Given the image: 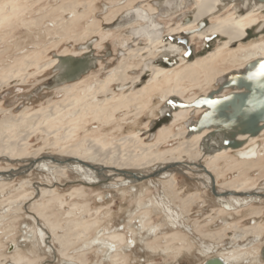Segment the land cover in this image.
<instances>
[{"label": "bare ground", "instance_id": "6f19581e", "mask_svg": "<svg viewBox=\"0 0 264 264\" xmlns=\"http://www.w3.org/2000/svg\"><path fill=\"white\" fill-rule=\"evenodd\" d=\"M187 1L191 2L193 0ZM70 2H63L54 9L62 13L70 12L71 15L66 19V25L72 27L85 15L87 5L84 4L83 11L76 12ZM262 2H257L256 0H194V2L191 3L192 5L190 4L188 9H186V12L188 11L190 13L186 15L182 23H178L176 26H168L165 32H163L161 31L163 25L158 27L159 23L156 21L158 24L155 23L151 25L150 31L152 30V32L146 29L148 32L144 35V45L123 49L125 50V54L117 65L107 70V75L104 78L92 76L93 78L91 79V76L87 75L85 77H79L72 82L55 85V92L61 94L59 99L53 100L50 98L46 104H41L37 108H25L18 114L11 115V113H9L8 116L4 117L0 123L3 128L8 127V130L12 131V133H15L16 129H20L21 132L19 133V138L16 139L14 136L0 131V157L11 160L21 159L25 155L27 157L37 158L31 161L32 165L27 166V171L28 168L31 169L39 161L45 159L51 160L50 157L56 158V160L51 161L59 162L55 156L46 155L43 156L44 158H42V156L38 158L43 148L61 150L62 155L70 157L77 163L80 161L89 165L91 164L89 159L94 160L92 165L98 166L89 167L93 170L91 172L97 171L94 175H89L91 180H95L96 177L99 176L100 172L98 167L124 170L127 169V167L143 169L153 166L152 169L154 168L153 170H156L158 169L156 165H163L159 168L169 167L161 172V174L164 172L163 175H165V172L172 174L176 171L184 174L191 173L192 171L196 174L199 173L198 176L206 178L205 183L210 186V189H212L213 184V187H215L217 178L221 176L224 177L226 171H235L236 174L234 178L222 184L217 183V187L221 190L220 192L215 187L218 195H214L217 196L216 198L222 206L216 210L215 214L217 219L221 218L220 221H224V227L215 231H203L201 227L206 226L211 220H208L202 225H199L197 221H195L194 224L195 230L209 241L213 240L220 243L229 239L231 242L230 247L232 248L220 249L218 250L219 256H214L207 260H214L212 264H241L240 260L242 259V255L246 253L250 254V252L248 250L249 248L239 247V243L245 241L248 237L260 238L264 232V224L255 219L259 218L260 211L253 212L252 216L250 215L252 223L245 226H241L240 221H227L226 219L232 218V213L229 212L231 209L234 210V215L238 214L237 208L240 207V203L245 200V198L252 200V198L259 199L258 196L260 195L263 196L260 192L264 191V186H258V184H256L257 182H252L251 172L256 168L264 170V156L261 153L262 150H257V143L258 140L262 138L261 136H264V129L255 136L249 134L239 136V139L244 141V144L239 148H219L207 152L202 146L216 144V142H210V139L205 141V136L211 132V129H204L193 134H189L188 129L189 124L192 123L191 119L195 120L198 118L193 117L194 113L195 115L200 112L202 113L200 110L204 111V108L188 105L185 108L172 109V118L170 121L159 126L153 135L148 133L151 120L142 132H133L129 136H124L116 140H102L101 137L91 138L88 136L80 139L79 132L90 130L86 127L90 123H98L104 127L114 125L120 113H123V120L130 112L139 116L146 108L151 96L155 92L163 96L164 103L165 100L173 98L175 103L184 102L192 104L198 96L207 95L208 92L216 89L226 74L243 69L248 62L255 58L264 57V45L256 46L254 50H244L237 55L246 45L243 40L246 38L249 28H253L257 37H259V35H264V4ZM147 9L149 11L153 10L149 5H147ZM172 9L170 11H172ZM32 11L34 10L30 7L27 12L26 4H21L17 2V0L0 1V27L10 28L12 23V25H14L15 19L19 20L20 17L18 18V16H21V14L25 12L30 13V15L32 13L34 14ZM143 11L145 12V10ZM138 14L140 13L134 11V19H136ZM45 16L46 15L41 17L45 18ZM163 17H165V15ZM113 20L112 18L106 23L111 24ZM137 21L135 22L134 20L133 25L138 26L139 23ZM21 23L23 24L24 22ZM24 24L27 25L26 23ZM147 25L149 26V24ZM98 28L96 26L94 28L95 31H98ZM65 30L68 29H64V31ZM3 36L0 38H3ZM104 38L105 36L101 39ZM186 39L187 44L183 43ZM251 39L254 38L248 40ZM137 41H139V39H137ZM101 42L103 41L101 40L98 44ZM98 44H96L95 48L98 47ZM186 45L192 48L190 52V54L193 53L192 58L186 56ZM206 45L208 46L207 49H205L203 53H200V50L205 48ZM87 46L88 47L83 51L71 53L67 52V50H62L63 52L58 53L54 58L44 64L38 63L40 58L35 57L29 61L30 63L27 61L23 62V66H18L19 68H17V71L19 75L22 71H25L24 79L35 73L41 74V72H45L53 68V66L57 67L59 64L58 56H80L83 53L94 52V49L90 48L92 46V41H89ZM195 46H198V48H195ZM163 47L167 50L165 52L166 54H162L163 51L161 49ZM138 57H140V61L132 64V59ZM173 59H176V61L170 63ZM146 62L151 63L144 68L143 64ZM161 62H167L169 64L163 65ZM32 64L36 65L35 73L26 72L28 66ZM141 65H143L144 68L143 72L140 71L135 78L128 81L133 84L138 82L137 85L133 87L135 89H131L128 92L122 91L120 93H116L112 89V85L115 83L127 84V70L134 68L138 69ZM142 76L147 77V79H143ZM8 79L12 82L16 81L18 78L15 77L14 72H11ZM200 79L207 85L217 80L216 87L207 91V94L203 93L197 95L194 93L187 98L183 97V94L187 91L200 87ZM184 82H191V84L188 86L185 85ZM222 92V94H226L225 92H230V89H224ZM163 106L164 104L159 109L158 116L153 119L160 117V113L165 110ZM162 107L164 109H162ZM177 124L181 126V129L174 132L172 126ZM93 128L98 129L99 125H94ZM33 133H39L44 144L33 152H28L27 147L29 142L27 140ZM141 133H143L144 138H140V136H142ZM185 135L186 137L193 136L191 138H185ZM169 138L180 139V142L171 148L162 150L163 148L161 147L163 143L168 141ZM141 139H144V141ZM145 139H147L148 142L145 141ZM133 140L141 142L136 145L138 151L131 150L127 156L124 155L121 147ZM262 147L264 146L262 145ZM233 150H237V156H239L240 159L231 153ZM183 156L190 158L192 161L190 163H183ZM65 160L68 162L70 161L69 159ZM224 160L228 161V163H226L223 168H220L218 165ZM201 167L210 178L212 177L211 181H209ZM1 171L3 170L0 169V172ZM54 173L65 176V172L60 169H56ZM113 173L114 172H109L105 174L101 182L112 179L114 176ZM6 174H13V172H2L0 176ZM120 179H126L124 180L125 182L127 180L129 182L135 181L131 179V176L127 175L125 177L118 176V180ZM2 184L3 183L0 182V191L3 189ZM167 184L171 187L173 185V179L170 178L167 180ZM22 186L23 183L19 188ZM77 190V188L73 189L67 194L76 197L75 194L78 192ZM36 191L40 198L30 204L29 212L35 219L41 220L44 223L45 227L41 228L42 231H40L42 236L45 238V235H47V239L52 237L54 238V242L60 244V256L67 264H86L84 257L94 249L103 252L105 254V260L109 262L106 263L103 261L102 263L99 262L100 264L121 263L124 261V258L120 255L121 250H123V248H131L134 243L136 244V242H129L125 232L115 231L114 229L100 232L98 229V222L94 215L91 218H67L65 221V228H67L68 231L66 230L63 233H59L63 225L58 219L53 218V216L48 213L47 209H50L49 206L52 203H58L61 206L64 205L63 195L57 192L56 185L49 183L38 184V186H36ZM225 192L229 193L227 195H222ZM172 193L175 199L177 197L176 193ZM34 198V195L31 194L24 195L23 203ZM198 198L199 196L197 193L192 192L186 200L181 199V211L185 215L188 214L190 210L188 206L194 204ZM231 202L233 203L231 204ZM10 203H13V200ZM75 208L76 206L73 205L70 209L72 210ZM97 211L98 210L95 211L96 214ZM170 212L171 214H168L167 217L171 219L170 226L172 230L163 237L166 244L165 247L167 249H173L175 247L172 246L173 244H180V248L191 251L195 245H192L191 239L179 230V223L176 222L179 215H172L174 213L171 208ZM87 214H92V212L87 210ZM148 229L150 234H156L154 228L149 226ZM161 229L162 228L159 226L156 230L160 231ZM92 230L95 231V235L91 240L87 241L89 233ZM229 230H233V234H229ZM37 235H39V233H37ZM73 236L75 237L74 241L71 240ZM95 244H100V246L95 247ZM146 244L147 247L151 248L148 241H146ZM48 245L54 249L49 242ZM76 246H79L78 250H76L77 253H68L69 248ZM89 247L90 249H88ZM80 248L87 250L81 251ZM108 250L109 252L107 255L106 252ZM21 251L22 250L17 247L12 248L7 255V259L9 260L8 264H31L29 257ZM2 258L0 256V260ZM205 262L203 264H205ZM254 264H264V261L261 262L257 259Z\"/></svg>", "mask_w": 264, "mask_h": 264}, {"label": "rangeland", "instance_id": "374dc122", "mask_svg": "<svg viewBox=\"0 0 264 264\" xmlns=\"http://www.w3.org/2000/svg\"><path fill=\"white\" fill-rule=\"evenodd\" d=\"M67 1H71L70 3H72L76 12L83 11L84 4L87 5L85 15L72 27L66 25V19L70 17L71 13H62L54 9L63 2L68 3ZM180 1V3L170 7L169 4L172 3V0H17V2L21 4H26L27 12L31 7L34 10L32 11L34 14L32 13L30 15V13L25 12L21 14V16H18V18L20 17L19 20L15 19L14 25H12V23L10 28L0 27V37L4 35L3 38H0V123L9 113L15 115L25 108L34 109L41 104H46L50 98L57 100L61 97V94L55 92V86L53 88L52 86H48L49 81L57 72L56 66L40 74L34 72L36 65H29L26 72H34L35 74L29 75V77H27L28 79H24L25 71H22L20 75L17 71V68H19L18 66H23V62H29L31 59L38 57L40 58L38 63L44 64L64 50L70 53L83 51L88 47L87 43L92 41V47L94 49L92 56L97 58V62L90 71L86 72L81 77L89 75L91 79L93 78L92 76L104 78L107 75V70L117 65L125 54V50L123 49L144 45V35L148 32L147 30L152 32V30L150 31L151 25L158 22V27L163 25L161 31L165 32L168 26H176L178 23H182L185 20L186 15L190 13L188 11L186 12V9H188L189 5L194 2V0L191 2L187 0ZM147 5L152 7L153 10L149 11ZM171 9L172 11H170ZM143 10H145V12ZM134 11L140 13L137 15L136 19L133 17ZM152 13L156 14L155 17H152ZM43 14L46 15L45 18H43ZM164 15L165 17H163ZM112 18L114 19L113 22L107 24L106 22ZM134 20L139 23L138 26L133 25ZM147 24H149V26ZM96 26L97 28L99 27L98 31L94 29ZM64 29L68 30H65V32ZM101 36H105V38L101 39ZM137 39H139V41H137ZM101 40L103 42L98 44ZM96 44H98L97 48H95ZM245 44V47L241 49L242 51H239L237 55L244 50H254L256 49L254 47L264 45V35H259L257 38L248 40ZM195 48H198V46H195ZM161 50L163 51L162 54H166L165 52L167 50L165 47ZM138 61H140V57L132 59L131 62L134 64ZM150 63L151 62L144 63V68L149 66ZM143 65L138 69H128L126 72V82L135 78L140 71L143 72ZM11 72H14L15 77L18 78L16 81L11 82L10 79H8ZM143 79L146 80L147 77H143ZM199 82H201L200 87L187 91L183 94V97L187 98L194 93L197 95L203 93L207 94V91L216 87L217 80L208 85L205 84L202 79H200ZM137 83H115L112 85V89L116 93L122 91L128 92L131 89H135L133 87H135ZM184 83L188 86L191 84V82ZM163 104V96L155 92L151 96L148 105L139 116L130 112L123 120V113H120L117 116V121H115L116 124L106 127L98 123H90V126H86L90 130L79 132V138L81 139L88 136L91 138L101 137L102 140H116L124 136H129L133 132H142L148 126L149 121L158 116L159 109ZM200 111L203 112V110ZM199 114H201V112ZM199 114L195 115L194 113L193 117L197 118ZM94 125H99V128L94 129ZM8 129V127L3 128L0 124L1 132L10 134L16 139L19 138L20 129H16L15 133L13 132L14 134ZM180 129L181 126L179 124L172 126L174 132ZM141 135L140 138H144L143 133H141ZM192 136L186 137L185 135V138H191ZM261 137L262 138L258 140L257 143V150L261 149V153L264 156V147H262V145L264 146V136ZM147 139H145V141L148 142L149 139ZM27 141L29 142L27 147L28 152H33L44 144L39 133L31 134ZM142 141H144V139ZM178 142H180V139L169 138L168 141L163 143L161 148H163L162 150L171 148ZM139 143L141 142L136 140L130 141L125 146L121 147V150L124 155L127 156L131 150L138 151L136 145ZM45 149L46 148H43L39 153L38 158L40 156L49 155L57 157L58 160L69 159L70 161L53 162L45 159L37 162L31 169L28 168L26 171L27 166L32 165L31 161L37 158L27 157L26 155L16 160L0 157V169L3 170L0 174L2 172H13V174L10 175L0 176V182L3 183V189L0 191V256L3 258L0 260V263L8 264L9 260L7 259V255L12 248L17 247L29 257L31 264H67L60 256V244L54 242V238L52 237L47 239V235H45V238L42 236L40 231H42L41 228L45 227L44 223L41 220L35 219L29 212L30 204L40 198L36 191V186L40 183L56 185L57 192L63 195L64 205L61 206L58 203H52L49 206L50 209H47L48 213L51 214L53 218L58 219L63 225L59 233H63L67 230V228H65V221L67 218H91L93 215L98 222L99 230L111 231L114 229L115 231H121L119 229H122V232L128 231L127 236L130 239H135L134 242H136V245L129 248V250L123 248L120 255L124 258V261L117 264H203L208 258L218 256V250L225 247L228 249V247H230L229 239L224 241V244L221 246V244H217L213 240L208 241L203 236L194 232L195 225L193 222L195 221H197L199 225L204 224L209 219L214 221L213 223H208L206 226L201 227L203 231H211L224 227L221 226V218L217 219L215 214L216 210L222 206L220 202L217 201V196H215L206 185L205 177L198 176L199 173L196 174L192 171L191 173L184 174L176 171L172 174L165 172V175H163V172L157 177L142 181L129 182L127 180L125 182L124 180L128 178L118 180V176H126L123 171L146 174L153 171V166L143 169L127 167V169L124 170L98 167L100 172L99 176L96 177L95 180H91L89 175L92 176L97 171L91 172L93 170L89 167L98 166L92 165L94 160L89 159L91 163L89 165L80 161L77 163L70 157L62 155L61 150ZM231 153L240 159V157L237 156V151H231ZM182 160L183 163H190L192 161L186 156H183ZM226 163H228V161L224 160L220 162L218 166L223 168ZM161 166L156 165L158 168ZM56 169L64 171L65 176L54 173ZM109 172H114L113 178L106 182H101L104 179V175ZM235 174V171H226L224 177L221 176L217 178V182L224 183L225 181L231 180L234 178ZM251 177L252 182H257L256 184H258V186H264V170L256 168L251 172ZM170 178L173 179V185L171 187L167 184V180ZM22 183L23 186L19 188ZM76 188L78 189V192L75 194L76 197L67 194ZM172 192L176 193L177 197L175 199L173 198ZM192 192H196L199 198L194 204L188 206L190 210L188 214L185 215L181 211V199L186 200ZM260 193H262L263 196H258L259 199L252 198V200H248L249 198H245V200L240 203V207L237 206L239 215H233L234 217L232 220L228 219V221H241V226L249 225L252 223V218L250 217L253 212L260 211L259 218L255 219L264 224V191ZM30 194L34 195L35 198L23 203L24 195ZM12 200L13 203H10ZM232 203L233 202H231V204ZM73 205H75L76 208L71 210L70 208ZM170 208L173 209L174 214L172 215L178 214V219L181 224L184 223L183 226H178L179 230L187 233L191 238L192 245H195L191 251L180 248V244H173L172 246H175L173 249H167L165 247L166 244L163 237L172 230V227L169 226L171 219L167 217L168 214H171ZM87 210L92 212V214L88 215ZM96 210H98L97 214L95 213ZM162 224L165 228L157 231V227H161ZM149 226L155 229L156 234L149 233ZM187 228L190 229L187 230ZM35 230L39 235H37ZM189 231L191 232L189 233ZM94 232L95 231L92 230L89 233L87 241L91 240L95 235ZM71 240L74 241L75 237H71ZM146 241L150 243L149 245H151V248L146 246ZM48 242L54 249L48 245ZM211 244H213L214 247L210 246ZM98 246H100V244H95V247ZM218 246L223 248L217 249ZM239 247L249 248L248 250L250 252V254L246 253L242 255V259L240 260L241 264H254L257 259L263 262L264 232L260 238L248 237L245 241L239 243ZM78 248L79 246L69 248L68 253L75 254ZM88 249H90V247ZM80 250L87 249L80 248ZM108 252L109 250L106 252L107 255ZM84 259L86 260V264H98L103 261L109 263L105 260V254L97 249L90 251Z\"/></svg>", "mask_w": 264, "mask_h": 264}, {"label": "water", "instance_id": "95a60500", "mask_svg": "<svg viewBox=\"0 0 264 264\" xmlns=\"http://www.w3.org/2000/svg\"><path fill=\"white\" fill-rule=\"evenodd\" d=\"M256 1H263L262 3L264 4V0ZM180 2V0H172L169 5L171 7ZM155 15L153 14L152 17H155ZM255 37H257V34L254 33L253 28H249L243 42ZM183 43L187 44V39ZM207 47L206 45L205 48H202L200 53H203ZM90 48L93 47L91 46ZM186 48V56L192 58L193 53L190 54L192 51L191 46L186 45ZM58 58L57 72L48 83L50 87L77 80L90 71L97 62V58L92 56V51L83 53L80 56L67 55L58 56ZM174 61L176 59H173L170 63ZM161 64L168 65L169 63L161 62ZM262 66H264V57L255 58L248 62L243 69L226 74L216 89L211 90L207 95L198 96L192 104L184 102H176V104L173 98L165 100L164 113L161 112L160 117L157 119H151L148 133L153 135L159 126L168 123L172 118V109L185 108L190 105L204 108V111L197 119H191L192 123L188 126L189 134L197 133L204 129H211V132L205 136V141L210 139V142H216L215 145L202 146L205 151L211 152L219 148L230 147L236 149L241 147L244 141L240 140L239 136L245 134L255 136L264 129V71H262ZM224 89H230V92L222 94ZM163 107L162 109H164ZM42 158L44 157L42 156ZM50 159L56 160V158L51 157ZM59 162H65V159L59 160ZM167 168L169 167L158 168L146 174L141 172H123L127 176H131V179L135 181H142L158 176ZM213 185L211 190L213 194L218 195ZM228 193L225 192L222 195H227ZM212 262L214 260H207L205 264H212Z\"/></svg>", "mask_w": 264, "mask_h": 264}, {"label": "flooded vegetation", "instance_id": "af4514ba", "mask_svg": "<svg viewBox=\"0 0 264 264\" xmlns=\"http://www.w3.org/2000/svg\"><path fill=\"white\" fill-rule=\"evenodd\" d=\"M233 151H237V150H233ZM202 168V167H201ZM202 170H203V168H202ZM204 171V170H203ZM204 173H205V171H204ZM203 173V174H204ZM206 174V173H205ZM207 175V174H206ZM207 177H208V179H209V181H211V178H210V176L209 175H207ZM214 178V177H213ZM206 179V178H205ZM214 182H215V179H214ZM217 179H216V182H215V187L219 190V188L217 187ZM223 182H221L220 184H222ZM126 184H128V183H126ZM219 184V183H218ZM208 186V185H207ZM209 188H210V186H208ZM221 190H219V192H220ZM218 201V200H217ZM219 202V201H218ZM221 204V203H220ZM232 207H234V206H232ZM172 209V208H171ZM229 212H232V214H231V216H232V218L234 217L233 215V212H234V210L233 209H231ZM237 215H239V213L237 214ZM207 216V215H206ZM236 216V215H235ZM232 218H230L231 220H232ZM228 219L229 218H227L226 220L228 221ZM210 220V219H209ZM176 222L177 223H180L179 225L180 226H183V224H181V222H179V219L178 220H176ZM214 221H211V222H208V223H213ZM220 222H222V225L221 226H223L224 225V221H220ZM171 223V222H170ZM170 223H169V226H170ZM195 222H193V224H194ZM240 223H241V221H240ZM195 225V224H194ZM200 225H202V224H200ZM161 228H164V225L162 224L161 225ZM190 228H187V230H189ZM119 230H121V229H119ZM217 230V229H216ZM100 232L102 231V230H99ZM122 231V230H121ZM181 231V230H180ZM207 231V230H206ZM210 231V230H209ZM211 231H215V230H211ZM230 231H231V234H233V232L234 231H232V230H229V234H230ZM181 232H183V231H181ZM191 231H189V233H190ZM194 232L197 234L198 232L194 229ZM127 233H128V231H126L125 232V235H126V237H127V239L129 240V242H134V240L135 239H130L128 236H127ZM184 233V232H183ZM184 234H186V236H188L189 238H190V236L187 234V233H184ZM199 234V233H198ZM200 236H201V234H199ZM191 239V238H190ZM207 240V239H206ZM209 241V240H208ZM230 241V240H229ZM214 242H216L217 244H221V246L224 244V242H217V241H214ZM230 243V245H231V242H229ZM134 245H136L135 243L133 244V247H134ZM210 246H212V247H214V245L213 244H211ZM221 246H218L217 247V249H219V248H223V247H221ZM209 247V246H208ZM132 248V247H131ZM228 248H230V247H228ZM127 250H129V248H126ZM223 249H227L226 247L225 248H223ZM219 252V251H218ZM219 256V255H218ZM211 258V257H210ZM209 259V258H208ZM206 261V260H205ZM204 261V262H205ZM203 262V263H204Z\"/></svg>", "mask_w": 264, "mask_h": 264}, {"label": "snow or ice", "instance_id": "6c2138e0", "mask_svg": "<svg viewBox=\"0 0 264 264\" xmlns=\"http://www.w3.org/2000/svg\"><path fill=\"white\" fill-rule=\"evenodd\" d=\"M262 71H264V66H262Z\"/></svg>", "mask_w": 264, "mask_h": 264}]
</instances>
